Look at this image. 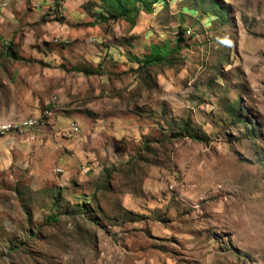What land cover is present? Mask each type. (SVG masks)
I'll use <instances>...</instances> for the list:
<instances>
[{
    "label": "rangeland",
    "instance_id": "1",
    "mask_svg": "<svg viewBox=\"0 0 264 264\" xmlns=\"http://www.w3.org/2000/svg\"><path fill=\"white\" fill-rule=\"evenodd\" d=\"M32 8L43 14L29 24ZM134 9L125 20L107 0H0V67L50 63L75 78L76 92L59 82L58 138L82 145L44 148L43 175L22 147L34 127L15 125L45 107L0 122L13 150L0 168V264H264V0ZM23 42L51 58L17 56ZM87 49L97 64L71 63ZM76 111L101 127L94 153Z\"/></svg>",
    "mask_w": 264,
    "mask_h": 264
},
{
    "label": "crops",
    "instance_id": "2",
    "mask_svg": "<svg viewBox=\"0 0 264 264\" xmlns=\"http://www.w3.org/2000/svg\"><path fill=\"white\" fill-rule=\"evenodd\" d=\"M28 11L30 13V17L33 18V20H28L29 24L35 23L41 17L39 15L43 14L41 9L32 8ZM8 13L10 14L11 12L9 11ZM1 21L0 30L1 32H3L1 26H3L4 24ZM21 26H23L22 23ZM22 29L24 28L22 27ZM32 46L34 45L32 44ZM40 51L41 50L38 51L37 49L31 46L28 47L26 43L23 42L22 47L19 48L16 54L17 56H21L22 58H32L33 60H49V58H51L50 55L46 54L45 55L47 57H44L42 54H40ZM77 52L79 53V58L72 59V64H83L81 57L83 59H86V62H89V59L93 58L94 61L91 59L93 64H97L100 60V58L98 59L97 57L92 56L91 53H89V49H87L86 51L77 50ZM5 54L8 55L7 57L13 55L7 51ZM73 79L76 81L75 78ZM74 80H72L71 78L68 79V76L65 75L63 68H59L58 65L53 66V64L50 63H15L0 67V84L1 86L4 84L3 88L0 86V122L3 121V123H8L10 121H5L17 118H24L29 115H36L44 109L43 106L45 108L51 107L52 112L54 113L52 114V119L48 120L49 125L53 124L52 128L38 126L39 128L37 129L36 127L28 129L31 131L25 133L24 135L26 142L22 145V147L25 148L28 146L27 149L29 151H31L30 148H32L31 152L35 160L32 165L34 168H37L40 171V174L48 175L47 173L51 165V162L49 161L52 159V157L50 156V158H45V155H47L45 151L47 150V146H49L50 149L52 147H55L57 153L59 154L62 152L63 147H66V151H68V149H78V147L81 145L78 137L72 139H65V137L58 138V131H61V128L63 126H67L68 122V120L66 119L65 121L64 117L57 111L59 107V102L61 103L67 98V93L62 92L60 88H62L61 86L65 83L68 89L72 88V90L76 92L78 86L75 85ZM59 82L62 83V85H60ZM50 88H55V91H58L57 96L59 95L58 98H60L57 102L58 105L54 110L55 112L53 111V104L55 102L52 101L53 99H51V102L48 99ZM40 108L43 109L40 111ZM74 117L78 119L81 123V132L85 141L84 148L87 147L85 150L89 151V153L96 152V149L92 148L93 145L96 143V140H94L92 136H94V134H98V131H96V128L98 127V122L94 123L92 118L84 116L77 111L74 113ZM92 128H95V130ZM98 128L101 129V127ZM60 146L63 147L60 148ZM16 148L15 151L18 152ZM44 148L45 150H43ZM79 150L81 151V149ZM11 151L13 150L10 148L0 147V168L9 166L8 154H10ZM89 153L86 152V154ZM78 155L81 156V153L78 152ZM89 156H92V154H90ZM59 159L60 161H63L62 157H59Z\"/></svg>",
    "mask_w": 264,
    "mask_h": 264
},
{
    "label": "trees",
    "instance_id": "3",
    "mask_svg": "<svg viewBox=\"0 0 264 264\" xmlns=\"http://www.w3.org/2000/svg\"><path fill=\"white\" fill-rule=\"evenodd\" d=\"M108 1V5H110L112 7V13H110L111 18H121V19H125L128 20V16H134L135 15V9H134V2L136 0H107ZM147 7H145V11L149 10L148 5H146ZM169 53V51L164 50V55L160 56L158 51H153V53H151L145 60V62L147 63H153L156 60H158V58H165L166 55ZM194 137H196V135H193ZM54 220H55V216H53Z\"/></svg>",
    "mask_w": 264,
    "mask_h": 264
},
{
    "label": "bare ground",
    "instance_id": "4",
    "mask_svg": "<svg viewBox=\"0 0 264 264\" xmlns=\"http://www.w3.org/2000/svg\"><path fill=\"white\" fill-rule=\"evenodd\" d=\"M53 100H55V97H53ZM51 114H52V108L51 107L44 108L43 111L38 116L24 119L20 123H17L15 125V127L20 128V129H25V128H31V127L43 125V124H45L46 120L48 119V117ZM33 118H34V120H31ZM30 120H31V126H26V124H24V123H26Z\"/></svg>",
    "mask_w": 264,
    "mask_h": 264
},
{
    "label": "built area",
    "instance_id": "5",
    "mask_svg": "<svg viewBox=\"0 0 264 264\" xmlns=\"http://www.w3.org/2000/svg\"><path fill=\"white\" fill-rule=\"evenodd\" d=\"M31 120H34V118H33V119H31ZM31 120H30V121H28V122H26V123H24V124H26V126H31ZM5 126H8V125L4 124V125L0 126V129H1V128H4ZM75 130H77V127H76V125H75Z\"/></svg>",
    "mask_w": 264,
    "mask_h": 264
}]
</instances>
